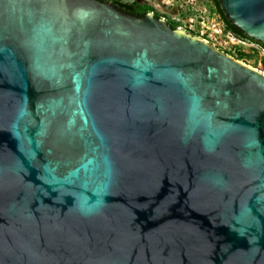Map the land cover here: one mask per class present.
Listing matches in <instances>:
<instances>
[{
    "label": "water",
    "instance_id": "1",
    "mask_svg": "<svg viewBox=\"0 0 264 264\" xmlns=\"http://www.w3.org/2000/svg\"><path fill=\"white\" fill-rule=\"evenodd\" d=\"M264 44V0H219ZM0 264H264V73L152 13L0 0Z\"/></svg>",
    "mask_w": 264,
    "mask_h": 264
},
{
    "label": "rangeland",
    "instance_id": "2",
    "mask_svg": "<svg viewBox=\"0 0 264 264\" xmlns=\"http://www.w3.org/2000/svg\"><path fill=\"white\" fill-rule=\"evenodd\" d=\"M129 1V0H128ZM161 15L173 11L170 16L172 22H179L182 29L186 28L197 32L201 39L222 52H234L238 49L236 43L223 28V23L216 13L208 6V0H146ZM180 28V29H181ZM204 35V36H202ZM246 54H252L248 48L239 47ZM245 64L264 72V66L258 57H252Z\"/></svg>",
    "mask_w": 264,
    "mask_h": 264
},
{
    "label": "trees",
    "instance_id": "3",
    "mask_svg": "<svg viewBox=\"0 0 264 264\" xmlns=\"http://www.w3.org/2000/svg\"><path fill=\"white\" fill-rule=\"evenodd\" d=\"M102 2H108L111 4L115 9L119 11H124L127 14L133 15L135 17H143L146 13L150 11H154V15L157 18H161V13H158L155 11V9L148 4L137 2L136 0H133L131 2H124L123 0H100ZM208 8L217 14L221 22L223 23L224 30L226 32L231 33L233 36L237 38H243L248 39L251 41H254L252 38L248 37L246 34H244L242 31H240L238 28H236L233 24L230 23V21L227 19L226 15L224 14L220 1L219 0H208L207 2ZM168 24L171 26V28L176 29L179 26V22H168ZM188 33L194 36H200L197 32H194L192 30L187 29ZM204 36V35H202ZM204 38V37H201ZM260 44L264 48V44L261 42H256ZM226 54L230 55L231 57L246 62L249 60V58L252 57V54H246L241 49H236L234 52H225ZM263 66H264V56L261 58Z\"/></svg>",
    "mask_w": 264,
    "mask_h": 264
},
{
    "label": "built area",
    "instance_id": "4",
    "mask_svg": "<svg viewBox=\"0 0 264 264\" xmlns=\"http://www.w3.org/2000/svg\"><path fill=\"white\" fill-rule=\"evenodd\" d=\"M228 36H230L232 38V40L235 41L237 47H241V48H248L249 51L251 53H256V52H259V53H262L264 55V48H262L261 46H259L257 43L251 41V40H248V39H243V38H237L235 36H233L231 33H227ZM240 49V48H239Z\"/></svg>",
    "mask_w": 264,
    "mask_h": 264
},
{
    "label": "flooded vegetation",
    "instance_id": "5",
    "mask_svg": "<svg viewBox=\"0 0 264 264\" xmlns=\"http://www.w3.org/2000/svg\"><path fill=\"white\" fill-rule=\"evenodd\" d=\"M124 2H131V1H133V0H123ZM138 3L139 2H142V3H145V4H148V5H150L149 4V2H147L146 0H136ZM111 5V4H110ZM156 11V10H155ZM122 12H124V11H122ZM157 12V11H156ZM148 13H152L153 15H154V11H150V12H148ZM159 13V12H158ZM147 14V13H146ZM130 15V14H129ZM173 15V11H171V12H169V13H163L162 14V16H161V19H164L166 22H167V24H168V22H172V19L170 18V16H172ZM133 16V15H132ZM155 16V15H154ZM157 18V17H156ZM169 25V24H168ZM170 26V25H169ZM171 27V26H170ZM178 28H181V27H178ZM224 28V27H223ZM182 29V28H181ZM205 40V39H204ZM259 42V41H258ZM258 44V43H257ZM259 46H261L260 44H258ZM225 53V52H224ZM255 55L258 57V60H259V62L263 65V63H262V60H261V58L264 56L262 53H259V52H256L255 53ZM241 61V60H240ZM241 62H243L244 64H245V62L244 61H241ZM247 65V64H246ZM249 66V65H248ZM256 69V68H255ZM256 70H258V69H256ZM260 71V70H259ZM262 72V71H261ZM262 73H264V72H262Z\"/></svg>",
    "mask_w": 264,
    "mask_h": 264
},
{
    "label": "clouds",
    "instance_id": "6",
    "mask_svg": "<svg viewBox=\"0 0 264 264\" xmlns=\"http://www.w3.org/2000/svg\"><path fill=\"white\" fill-rule=\"evenodd\" d=\"M178 27H181V26H178ZM178 27H177V28H178ZM179 29H180V28H179ZM182 30L186 31V28H184V29H182ZM186 32H187V31H186ZM227 33H228V32H227ZM261 47H262V46H261ZM262 48H263V47H262Z\"/></svg>",
    "mask_w": 264,
    "mask_h": 264
}]
</instances>
